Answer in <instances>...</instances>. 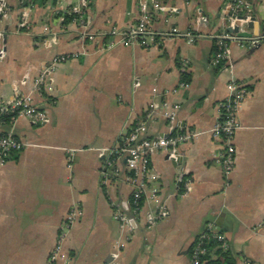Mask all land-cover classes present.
<instances>
[{
    "label": "crops",
    "instance_id": "0c3cea01",
    "mask_svg": "<svg viewBox=\"0 0 264 264\" xmlns=\"http://www.w3.org/2000/svg\"><path fill=\"white\" fill-rule=\"evenodd\" d=\"M9 1L0 24V101L32 94L50 122L0 121V135L12 133L24 144L0 169V264H49L73 208L83 216L69 229L66 259L57 264H191L192 248L210 226L226 236L236 264H264V41L231 42L230 60L214 65L230 0H162L161 10L152 12L156 32L202 37L194 43L173 37L150 48L110 47L109 36H85L134 26L143 0H90L88 28L55 13L59 2L79 0ZM247 1L251 25L244 30L262 37L264 0ZM26 11L27 26L21 20ZM60 55L69 59L36 90L44 65ZM183 81L188 89L180 88ZM233 81L249 94L239 107L236 163L227 175L217 161L223 142L212 132ZM175 105L180 109L172 122ZM145 121L149 138L195 134L180 145L179 163L164 152L151 156L159 176L152 185L169 210L154 226L160 205L145 196L135 210L126 158L107 166ZM116 211L133 230L114 219Z\"/></svg>",
    "mask_w": 264,
    "mask_h": 264
},
{
    "label": "built area",
    "instance_id": "2783aa9c",
    "mask_svg": "<svg viewBox=\"0 0 264 264\" xmlns=\"http://www.w3.org/2000/svg\"><path fill=\"white\" fill-rule=\"evenodd\" d=\"M90 8V0H79L77 5H66L59 2L55 7V13L61 15L62 20L67 17H74L73 21L80 23L85 28H88L89 19L87 12ZM162 0H143L140 6V15L137 23L134 26L120 29L113 28L109 33L96 34L87 33L85 36L91 40L96 41L98 37L109 36L111 39L109 46L116 45L133 46L138 45L143 48H150L162 44L167 39L173 37L187 38L190 43H194L201 35H194L191 33H183L180 30H172L167 33L156 32L152 27V12L161 10ZM228 28L240 26V32H245L244 27L250 22L248 15L249 3L247 0H230L228 4ZM10 12V1L0 0V24ZM24 25H29L30 19L28 11L21 17ZM227 28V29H228ZM217 51L213 59L216 66H220L230 60L231 57V42H247L252 41L258 43L264 41V36L258 38L240 37L237 34L225 32L216 37ZM4 32L0 29V54L4 53ZM68 56H56L50 62L44 65L41 76L35 83L36 90L40 91L43 85L54 80L53 76L59 65L67 62ZM185 66L188 62H185ZM190 87L188 82L183 81L180 88L188 89ZM229 97L221 105V115L213 129L212 135L215 139L223 142V150L217 155V161L224 169V172L229 175L235 167L236 163V146L235 137L238 130L241 128L238 119V111L242 102L249 94L248 88L242 82L233 81L228 85ZM157 106L153 104L152 110ZM180 109L179 105H175L170 109L168 116L174 122L176 114ZM152 112V111H151ZM0 116H12L13 118L25 117L28 118L35 125H46L50 122L48 114L40 110L35 102L32 94L18 93L12 97L10 101H0ZM151 113L148 114V118ZM147 123L140 122L136 124L125 139L121 150L115 152L113 157L107 161V166L116 167L121 157H125L127 161V170L131 181L135 184L133 194V205L136 211H140L141 202L145 196L155 203L160 205L159 211L150 220V225L154 226L158 221L166 218L169 214L168 202L161 197L160 190L153 186L152 183L159 179V176L151 169V156L154 152H164L170 158H178L179 147L181 144L189 142L195 136L193 132L178 134L169 137L149 138L146 136ZM24 144L12 133L0 135V169L7 163L13 152L22 151ZM76 152L70 151L68 154L69 166L72 167V162ZM115 172L120 173V169L116 168ZM83 216V211L79 208H73L69 213L66 222L62 226L61 234L58 238L56 248L51 254L49 264H57L61 259H66L63 253V245L69 229ZM114 219L119 222L122 227L133 230L130 220L125 214L116 211ZM210 240H217L223 243V246L228 249L229 244L224 234L219 233L210 226L207 231L200 237L194 249L191 264H206L203 257L207 254V249L204 243Z\"/></svg>",
    "mask_w": 264,
    "mask_h": 264
},
{
    "label": "trees",
    "instance_id": "16d2710c",
    "mask_svg": "<svg viewBox=\"0 0 264 264\" xmlns=\"http://www.w3.org/2000/svg\"><path fill=\"white\" fill-rule=\"evenodd\" d=\"M73 19L74 17L72 18L67 17L65 19V23L71 22L73 21ZM11 120H12V116H0V121H6L9 123V121ZM142 205H143V200L141 202V206ZM200 237L198 238V240L200 239ZM197 241L192 248V253H191L192 256H193ZM204 245H205V248L207 249V254L203 257L204 261H206V264H236V259L234 255L231 253L229 248L226 249L223 246V243H220L217 240H210V241H206ZM213 256H216V259L213 258Z\"/></svg>",
    "mask_w": 264,
    "mask_h": 264
},
{
    "label": "water",
    "instance_id": "95a60500",
    "mask_svg": "<svg viewBox=\"0 0 264 264\" xmlns=\"http://www.w3.org/2000/svg\"><path fill=\"white\" fill-rule=\"evenodd\" d=\"M249 25H251V22L248 23ZM228 32L230 33H233V34H237L238 36L240 37H246V38H251V34H249L248 32H240V28H239V25H236L235 27H229L228 29ZM170 158V157H169ZM171 161L175 164V163H179L181 161V158L178 157L176 159L174 158H170Z\"/></svg>",
    "mask_w": 264,
    "mask_h": 264
}]
</instances>
